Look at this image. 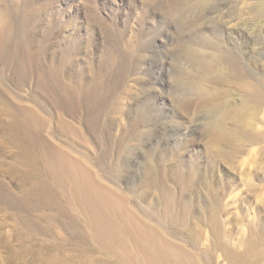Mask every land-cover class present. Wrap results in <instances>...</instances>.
Wrapping results in <instances>:
<instances>
[{"label":"rangeland","instance_id":"1","mask_svg":"<svg viewBox=\"0 0 264 264\" xmlns=\"http://www.w3.org/2000/svg\"><path fill=\"white\" fill-rule=\"evenodd\" d=\"M245 83L264 0H0V264H264Z\"/></svg>","mask_w":264,"mask_h":264},{"label":"bare ground","instance_id":"2","mask_svg":"<svg viewBox=\"0 0 264 264\" xmlns=\"http://www.w3.org/2000/svg\"><path fill=\"white\" fill-rule=\"evenodd\" d=\"M243 86L244 88L248 89V91H250L253 94L252 97L255 102L257 103L260 101L264 102V97L259 95L255 89L248 86L246 83ZM257 89H260V88H257ZM221 135L224 136L223 133H221ZM77 185L78 187L81 188L79 189L80 195H83L86 207L88 211L91 213L90 217L88 218L89 221L93 225H95L99 233L101 232L103 233L102 222H103V218L106 215L105 212H107L108 209H110L113 206V201L111 200L110 195L104 194L103 192H100V191H95L94 189L92 190V187L88 184V181L85 176H82L78 180ZM117 231H118V228L117 226H115V227L110 228L109 232L113 234Z\"/></svg>","mask_w":264,"mask_h":264}]
</instances>
